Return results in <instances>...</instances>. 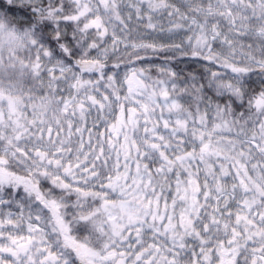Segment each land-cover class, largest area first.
I'll return each instance as SVG.
<instances>
[{
	"label": "snow or ice",
	"instance_id": "1",
	"mask_svg": "<svg viewBox=\"0 0 264 264\" xmlns=\"http://www.w3.org/2000/svg\"><path fill=\"white\" fill-rule=\"evenodd\" d=\"M0 264H264V0H0Z\"/></svg>",
	"mask_w": 264,
	"mask_h": 264
},
{
	"label": "rangeland",
	"instance_id": "2",
	"mask_svg": "<svg viewBox=\"0 0 264 264\" xmlns=\"http://www.w3.org/2000/svg\"><path fill=\"white\" fill-rule=\"evenodd\" d=\"M181 68H186L187 70H193V69H200L201 65L200 63L193 61V60H187L185 63L180 65Z\"/></svg>",
	"mask_w": 264,
	"mask_h": 264
},
{
	"label": "clouds",
	"instance_id": "3",
	"mask_svg": "<svg viewBox=\"0 0 264 264\" xmlns=\"http://www.w3.org/2000/svg\"><path fill=\"white\" fill-rule=\"evenodd\" d=\"M4 55L6 56V55H7V53L5 52V53H4Z\"/></svg>",
	"mask_w": 264,
	"mask_h": 264
},
{
	"label": "trees",
	"instance_id": "4",
	"mask_svg": "<svg viewBox=\"0 0 264 264\" xmlns=\"http://www.w3.org/2000/svg\"><path fill=\"white\" fill-rule=\"evenodd\" d=\"M157 62H159V61H157Z\"/></svg>",
	"mask_w": 264,
	"mask_h": 264
}]
</instances>
